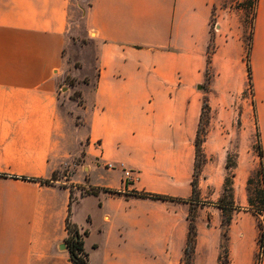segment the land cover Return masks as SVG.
<instances>
[{"label": "crops", "instance_id": "0c3cea01", "mask_svg": "<svg viewBox=\"0 0 264 264\" xmlns=\"http://www.w3.org/2000/svg\"><path fill=\"white\" fill-rule=\"evenodd\" d=\"M216 1L0 0V264H72L66 247L61 248L70 193L75 204L87 197L97 200L96 224L87 211L76 216L74 201L68 216L80 232L87 231L88 264H179L187 234L185 210L125 193L191 196L202 103L197 88L205 73ZM77 31L90 54L82 76L69 52ZM251 36L255 116L248 131L258 133L264 165V0H256ZM215 43L210 64L219 69L221 60V92L239 94L242 43L225 35H216ZM212 85L205 94L211 112L217 106ZM74 91L78 100L71 98ZM233 124L243 130L241 114H210L201 144L205 160L193 202L192 264H217L220 220L201 205L221 195L229 145L240 151L239 140L238 147L226 143L224 130ZM238 161L239 156L232 197L245 206L252 171L241 169ZM98 169L103 183L92 185L87 176ZM123 169L132 173L128 182ZM52 174L54 180L45 181ZM80 185L99 191L81 196ZM241 221L232 211L229 264L254 262L256 232ZM259 264H264V246Z\"/></svg>", "mask_w": 264, "mask_h": 264}, {"label": "rangeland", "instance_id": "374dc122", "mask_svg": "<svg viewBox=\"0 0 264 264\" xmlns=\"http://www.w3.org/2000/svg\"><path fill=\"white\" fill-rule=\"evenodd\" d=\"M254 0H217L214 6V10L211 14L210 18V40L209 44L207 46V50L210 53H213L215 49V38L216 35L222 36L225 35L226 37L231 38H238L242 43L243 53H242V60H244L245 52L247 45L249 43L250 35H251V25L252 20L254 16ZM81 13L78 12L76 15L72 14V19L74 20L76 17H79ZM217 26V29H220L218 32L214 29V27ZM75 29L79 30L80 26H75ZM217 32V33H216ZM73 42L74 44L70 47L69 52L73 54L74 56V68H76V73L79 76L84 75L85 65L87 64V61L90 59V54L87 49L83 48V44L79 42V32H75L72 34ZM206 50V51H207ZM218 67L219 69H213L211 64L208 67V71L206 70L204 73L203 80L199 84L197 91L200 96H205L206 93H208L209 90H212V82L214 81L215 88L214 89V95L217 99V106L214 108V112H209L210 114H241L242 117V124H243V130L238 131L237 124H233L234 126H231L230 128H226L224 130L225 135L229 137V143H234L236 147L237 141L239 140L240 144V151L230 146L229 151L227 153L226 162L229 166L235 167L237 165V156H239V165L240 168L244 171L251 170L252 172L249 174L248 178L258 170L259 168V158L256 155V150L258 147V135L257 132H254L252 135L249 134L248 126L249 124H252L254 122V116H255V108L253 103V84L252 79L248 83L247 74L245 69H243L244 74V83L242 87V92L239 94H234L232 92H226L223 94L221 89L224 87V80L222 78L221 74V66L219 59ZM206 68V66H205ZM252 76V75H251ZM73 78L67 77L66 82L68 84L73 83ZM84 82H87V79H84ZM79 92L74 91L73 95L71 96L72 99L78 100L79 99ZM202 101V98H201ZM202 104V103H201ZM200 114V113H199ZM79 116H77L74 120L76 123H80L81 121L78 119ZM209 123V120H208ZM199 130H200V136L205 135L207 131L208 125H206L205 117L200 118L199 116ZM239 134V135H238ZM76 147H72L71 151H75ZM76 152H78L76 150ZM96 158V157H95ZM201 159V158H200ZM198 160V159H197ZM83 161V155H79L77 159L75 160L76 164H81ZM225 162V163H226ZM94 164H97L96 162H93ZM93 167V166H92ZM233 167L230 169H227L225 171V178L228 176L233 175ZM86 175L88 172L85 173ZM82 174L78 173L76 174V177H80ZM103 173L101 169L98 170H91L89 173V176H87V180L92 185H99L103 183L102 176ZM224 178V179H225ZM85 184L87 185L88 182L86 181ZM230 182L227 185V187H224V182L221 190V195L217 198L215 201H209V200H203L201 207L209 208V212L207 215H213L214 217L219 218V228L221 232V237L219 241V253L218 255L221 256L222 262H224V259L226 258L224 253L228 252V238L224 236V234H228V229L226 225V220L229 214H225L222 216L221 212L215 208L211 209L209 205H206L207 203H215V204H227L230 202ZM261 179L260 174L257 173L256 182L249 188V190H245V196L248 197L249 195L254 196L255 192H259L261 190ZM82 191L79 192V194L85 195L86 192L89 191V189H84L82 185L79 186ZM91 189V188H90ZM73 197L75 195L72 194ZM254 198V197H253ZM188 199V198H187ZM257 201V199H255ZM96 198L94 197H87L80 200L77 204L74 201L72 205L77 217H81L84 211H87V213H90L94 224L97 223V212L95 211V206L97 204ZM234 202V201H233ZM176 206L184 209L186 212V216H192L195 215V208L196 206L188 201L185 202H173ZM258 204V203H256ZM233 206V205H232ZM233 211L236 214H239L242 219V223L246 228H249L250 230L254 229L256 238H258L259 230L257 228V224H260L261 230H264V218H263V212L258 214L257 216H253L252 213L247 209L249 208L248 204L245 206H239L234 203ZM185 246V245H184ZM184 248V247H183ZM257 250V249H256ZM228 256V253H227ZM193 260V253L190 251V247L188 246L186 249L185 254L182 252L179 264H192ZM229 260V256H228ZM257 260L254 258L253 264H256ZM178 264V263H176Z\"/></svg>", "mask_w": 264, "mask_h": 264}, {"label": "trees", "instance_id": "16d2710c", "mask_svg": "<svg viewBox=\"0 0 264 264\" xmlns=\"http://www.w3.org/2000/svg\"><path fill=\"white\" fill-rule=\"evenodd\" d=\"M256 6V0H254V7ZM254 13H255V9H254ZM252 27V25H251ZM251 35H250V39H249V43L247 45L246 48V52H245V56H244V65H245V71L247 74V79H248V83L250 82V80L252 79L251 76V67H250V63H249V55H250V49H251ZM211 58V53L208 52V50L206 51V68L205 71H208V67L210 65V60ZM73 84V83H71ZM209 112H210V107H209V103H208V98L207 96H203L202 97V104H201V109H200V118L205 117L206 120V125H208V120H209ZM200 130H199V126L196 132V137H195V141H194V147H195V162H194V166H193V171H192V177H191V181H190V187H191V196L188 199H183V198H173L170 196H166V195H158V194H151V193H147V192H143V191H136V190H131L129 192H126L125 195L129 196V197H135V198H142V199H151V200H160V201H168V202H195L197 201L198 198V178H199V174H200V169L202 166V163L204 162L205 158L202 155L201 152V144L202 141L204 139V136H200ZM258 135V133H257ZM258 141H259V137H258ZM256 155L259 158V168L257 171H255L254 173H252V175L247 179L246 181V189L249 190V188L256 182V177H257V173L260 174V179H261V190L258 192L254 193V196L249 195L247 197V204L249 206V208H247L253 216H257L258 214L262 213L264 214V165H263V161H262V150H261V145L258 142V147L256 150ZM201 158V159H200ZM198 159V160H197ZM233 166H229L227 164V162L225 163V168L230 169ZM228 176L227 178L224 179V187H227V185L230 182V202H228L227 204H215V203H207V205L212 206L217 208L218 210H220L222 216L225 215L226 213L229 214V216L227 217L226 220V225H227V229L228 226L230 224V215L233 211V206H234V202H233V197H232V177ZM54 180V174H52V176L50 177L49 180H45L47 182L49 181H53ZM99 191V188L97 189H90L88 192H86V194H92V195H97V192ZM102 191H104L105 193H108L110 195H120L121 192L120 191H116L113 189H103ZM254 197V198H253ZM257 199V201L255 200ZM75 200V198L72 196V193H70L69 196V206H68V216H69V212H70V204ZM258 203V204H256ZM233 205V206H232ZM68 216L66 218L65 221V230H66V237L64 239V243H65V247L66 250L68 252V256H69V260L72 264H88V255L87 253L84 251L83 248V237L87 234L86 230H83L82 232L79 231V228L77 227V225H75L74 223H72L69 219ZM264 218V215H263ZM186 220H187V234H186V239H185V246L183 248V253L185 254L187 247H190V251L191 253H194V246H195V240H196V228H195V215L192 216H186ZM257 228L259 230L258 233V238H256V243H257V250L255 253V258L256 260L259 259V257L262 254L263 251V246H264V230H261L260 224H257ZM224 236L226 238H228V234H224ZM228 252H225V259L224 262H222L221 260V256L218 255L217 258V264H229V260H228V256H227Z\"/></svg>", "mask_w": 264, "mask_h": 264}, {"label": "built area", "instance_id": "2783aa9c", "mask_svg": "<svg viewBox=\"0 0 264 264\" xmlns=\"http://www.w3.org/2000/svg\"><path fill=\"white\" fill-rule=\"evenodd\" d=\"M106 167L108 169H113L114 168L113 164H107ZM122 175H123V178H124L125 182H128V180H131L132 179V173H131L130 170L123 169L122 170ZM260 258H261V256L257 260V263L256 264H259Z\"/></svg>", "mask_w": 264, "mask_h": 264}, {"label": "water", "instance_id": "95a60500", "mask_svg": "<svg viewBox=\"0 0 264 264\" xmlns=\"http://www.w3.org/2000/svg\"><path fill=\"white\" fill-rule=\"evenodd\" d=\"M64 247H65V245H64V244H62V245H61V248H64Z\"/></svg>", "mask_w": 264, "mask_h": 264}]
</instances>
